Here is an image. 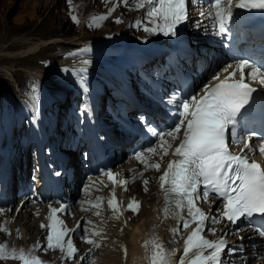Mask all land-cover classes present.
Wrapping results in <instances>:
<instances>
[{
    "label": "snow or ice",
    "instance_id": "1",
    "mask_svg": "<svg viewBox=\"0 0 264 264\" xmlns=\"http://www.w3.org/2000/svg\"><path fill=\"white\" fill-rule=\"evenodd\" d=\"M67 2L69 5L72 4V0ZM130 2L132 0H118V4L125 6ZM209 3V11L200 15H206L212 21L211 27L220 35L230 31L228 25L233 20L234 9L264 11V0H209ZM115 7L109 9L104 15L92 17L89 26L98 27L97 21L107 19L115 11ZM135 7L136 9L146 8L145 14L152 27L145 25L141 19L135 21V26L143 27L145 32H160L165 36H176L179 26L188 19V0H135ZM71 19L79 23L75 15ZM116 22L122 23L119 18ZM89 51H91L90 46H85L78 50V53ZM78 53H70V55ZM82 63L87 65L90 61L85 60ZM229 68L232 69L231 72ZM245 70H248V77L264 86V66L257 67L248 59L236 60L234 66L228 65L224 68L223 71L228 75L223 79H220L219 75L213 77L218 82L212 86L206 85L203 95L198 97L190 95L176 99V120L173 125L165 131L148 127L149 133L156 137L158 142L137 152L135 158L147 168H153L156 171H160L161 164L150 163L144 153L160 155V159L163 160L172 148V144L165 139V136L174 141L183 129L182 138L172 152L174 158L167 162V167L158 180L163 190L161 211L164 219L173 218L177 221V228L170 230L179 232L181 225L184 229H191L184 240L183 255L178 260L174 258L170 250L164 248L162 243L150 241L152 245L151 254L148 257L150 264H223L221 257L225 249L229 253H234L238 249L229 247L223 236L215 241L207 239L204 235L206 228L213 234L216 232L214 227H207L208 222L214 225L225 220L230 224H237L243 219L252 227L254 225L251 218L264 217V167L245 154L246 150L251 151L250 141L257 133L250 132L243 137L237 130L253 93L257 91L246 82ZM78 71L79 83L86 89L87 68L82 67ZM237 74L238 79L235 78ZM241 140L244 141V147L239 149V152L231 150V143H239ZM259 151L264 153V148ZM106 175L113 185H124L127 190L128 180H117L115 178L117 174L111 171H108ZM143 183L147 185L148 181L145 180ZM111 195L112 198L107 201V204L115 212L118 210L115 192L113 191ZM213 195L223 205L222 211L217 209L220 211V219L206 213L197 204V201L201 200L211 203L210 197ZM98 199L102 200V198ZM95 206L99 207V204ZM49 207L48 223L40 225L41 228L46 229V245L37 242L26 252L23 248L18 251L15 248L7 251V245L0 244V260L11 258L20 261L21 264H47L41 257L34 254L33 249L45 252L59 250L63 254L62 259L66 260L76 257L78 248L70 237L65 238L68 233L80 229L81 223L77 221L75 228H69L58 215L65 211L66 205L61 204L59 208ZM128 208L134 212L138 211L139 202L133 198L128 203ZM184 210L187 211V217L183 215ZM2 211L3 209H0V212ZM193 224L195 227H191ZM256 227L260 234L264 235V226ZM0 231L8 230L0 226ZM236 231L239 234L240 229L237 228ZM84 232L85 235L81 236V239L85 243L100 247L96 240L88 238V235H99V232L93 231L89 234L87 228H84ZM206 249L211 251L205 254ZM88 252L90 254L91 249ZM86 258L81 257V259Z\"/></svg>",
    "mask_w": 264,
    "mask_h": 264
},
{
    "label": "bare ground",
    "instance_id": "2",
    "mask_svg": "<svg viewBox=\"0 0 264 264\" xmlns=\"http://www.w3.org/2000/svg\"><path fill=\"white\" fill-rule=\"evenodd\" d=\"M85 1H86V3L84 2L85 4L82 7V12L80 11V9H79V11H80L82 16L86 17L85 20H86V22H88L90 19V16H91V13L89 14V11L93 10V8L101 10L100 8L102 7V4L99 3L100 0H85ZM132 4H135V0L133 3L128 4L127 6H125L124 4H118L117 0H112V2H110L108 4V9H106L104 11V13H106V12H108L109 9L116 6L115 11H113L111 13V15H109L108 18L105 19L104 23H106V24H104L101 28V30H102L101 32L106 31V34L104 36L103 35L100 36L95 41H89V42H87V44L84 43V41L87 39V31L86 30H82V32L78 33V36H72V37L67 36L72 32L74 33V29H73V27H69L68 25H66V23L68 22L70 25H74V24L71 23L69 21V19H67V21H65V19L63 20L61 18L59 20V22L57 21L58 22L57 25H53L52 27L50 26L51 28H49V29L46 28V26L44 24L37 26L36 29H34V31L39 30V32L42 33L41 34L42 36L40 38H37L36 40H35V37L26 38L25 36L21 37L22 36L21 35L20 37H17L8 43L2 44V46H1L2 48L0 50V61H8L9 59H16V58L17 59L15 61H17V60L24 58V57L29 58L30 57V56H28L29 54H36L37 52H40L43 50L52 51V50L57 49V48H60V49L56 50L53 55L55 57L59 58L63 53H66V54L67 53L69 54L70 52L78 53V50L84 48L85 46H90L91 51H89V52H85L82 54L78 53V54H76L77 56H73L71 58L64 57L66 59H61L59 61V62H61L60 65H62L63 63L66 64V66H67L66 68H68L70 66H84V64L82 62L85 61L86 58L82 59L80 56L91 55V57L93 59V53H90V52H94L95 49L99 48V47H96L93 49V45L95 43H100L99 45L102 46L101 53L105 52L103 47H110V46L115 45V44L117 45V42H115V41H117V39L122 36L121 34L123 32H127L126 30H123V28H122L125 25H120L117 29H115V31H113L112 30V29H114V28H112L113 23H111V25H110L109 22L107 23V21L109 18L112 17V14H114V16H115V17L111 18V19H113V22L117 18H119V19H121V17L127 18L128 16H122V14L125 13V9L127 10V12H129V11L131 12L130 15L136 14L135 11H131V8L133 7ZM40 5H41V3H40ZM72 6H74V5H72ZM71 10H72V8H71ZM208 11H209V8L198 9L194 5L191 18L195 19L194 23L196 25H193L192 28H193L194 36H196V38L201 33L196 30L195 26H199L202 28H207V27L209 28L210 19L206 15L205 16L200 15V13H207ZM97 12H98V10H97ZM134 19L135 18H128L127 24L129 25ZM146 22H148V24H151L149 22L148 18H146ZM48 23H49V21H48ZM11 30L12 29L9 26H7L6 24L4 25V31L8 37L11 35ZM75 30H77V29H75ZM129 31L131 34L137 33V34L143 35L145 37L155 35L154 33L145 32L144 30L137 31L136 29H129ZM73 35H75V34H73ZM30 36H32V35H30ZM68 37H70V38H68ZM20 48H24V49L22 50L21 53H17ZM110 54H113V53H107V56L109 57ZM207 62L209 65H212L211 60H208ZM228 65H232V64L225 63L221 67L217 68L215 76L219 75V77H220L224 74H227L223 70ZM231 70L232 69L229 68V72ZM245 71H246V73L248 72V70H245ZM0 74L9 80L11 77H13L8 69H4L1 66H0ZM40 74L45 75L44 72H41ZM236 77H239V75L237 74ZM214 80L215 79H212L210 82H208L207 85H209ZM251 81L255 84H259L257 81H253L252 79H251ZM203 85L204 84H202L201 87ZM195 86H196V83H194L193 88ZM202 91L203 90H201L200 93ZM167 138H166L167 140H171L170 137H167ZM171 144H172V148L169 149V154L167 156H165L163 158V160L160 159V155H158L157 157L154 158L155 162L162 161L164 163V165L161 166L159 172L156 171L155 169L153 170L154 172L159 173L158 177L163 173L164 169L167 167L168 160H172L174 158L172 155V152L174 151L173 150V142H171ZM243 146H244V142H242L240 144H235L237 151L239 149H241ZM261 148H264V140L257 141L253 146H251V151L246 150L245 154H248L251 156L252 159L259 161V163L264 167V153H261L259 151V149H261ZM79 160L80 159H78V157H77V152H75V151L72 152L71 161L73 162V164L79 166L80 164H77V162ZM125 164H126L125 165L126 167L120 165L121 167L118 166L119 168L115 169L114 172H112L114 174H117L115 177L117 180H123L121 178V176L118 175V171L125 168L124 170H125V174H126L127 172L130 171V168L133 167L137 163L132 158H130V159L126 160ZM141 169L142 168L140 167V170ZM121 172H123V171H121ZM137 174H138V171L134 175H137ZM152 176H153V172H147L146 175L142 179L143 181H141V182H144L145 180L148 181L147 185L143 184L141 188H138L140 185L137 186L136 185L137 183L134 184V186L132 184H130V185L126 186L127 190H125L124 185H121V184L113 185V183L108 179L107 175H105L103 177L94 178L96 180L95 182H97V180L99 181L101 178L106 179L107 182L112 184V186L114 187V192H116L115 196H118V197H116L117 204H118V210L115 212L112 209L107 210L108 204L106 203L105 204L106 207H104L105 210H103V214H102L104 217L103 218L104 221L100 222L97 219V218H99L98 215L93 214L91 216V223H93V221L96 220L97 222L99 221L97 226H100L101 223L104 226L107 225L108 234H106L105 236H108V237L116 236L119 238V240H120L119 242L114 241V243H113V241H105V243L107 242L111 247H115L116 249H118L120 260L122 261V264H150L148 257L151 254L152 245H151L150 241H152V240H155L158 243H162L164 248L167 250H170L173 253L174 258L177 259L178 257H180L179 254L183 252L184 240L187 238V236L191 230L190 228L189 229L183 228V231L179 230V232H173L170 229H176L177 223L175 221H172V218L160 220L163 216V212L161 211V208H160L163 190L160 188L158 177H155V175L153 177ZM94 179L92 181H94ZM92 181H91V183H92ZM88 184H90V183H88ZM93 188H96V186ZM101 188H102V186H101ZM135 188H136V191H138V193L133 194V197H131L130 195H132L131 194L132 189H135ZM69 189H70V192L72 193V197H73V195L75 194V193L73 194V190H74L73 184L71 185V187ZM102 189L99 190L98 192H93L94 195L89 194L90 196L87 198V200H89L91 198L92 202H96L93 198H94V196H98L100 194H102V197H104V194H106V193L104 191H102ZM145 189H147V190H145ZM143 190L146 191V193H143ZM111 192H112V190H111ZM111 192L109 194H106V195H108L109 197L112 198L111 194L113 192L112 193ZM133 198L137 199L136 201L139 202V208H138V211H136V212L131 211V209L128 208V203ZM148 199H149V201H148ZM124 201H126L127 204L126 203L124 204L123 203ZM122 203L124 205H122ZM87 204H88V202H87ZM49 206L56 207V208L60 207L59 205H56L54 203H49L46 205L31 204L30 200L28 198H25L19 202L18 206H16L15 209H12L11 207L0 208V209H3V211L0 212V226H2L3 228H6L9 231L11 230L10 234L8 231H0V240L2 241L0 244H3V242H6L8 251H11L13 248L17 249V251L19 249L23 248L26 252L28 250L32 249L33 245L37 244L36 243L37 240H39V243L41 242L43 244H46V239L45 240L42 239V234L44 233V230H46V229L43 228L44 229L43 230L40 227V225H41V223H44V224L48 223L47 217H48L49 211H50ZM93 207H95V206L91 205V210H93ZM203 207L205 208V212H208L210 207H213L212 213H217V207L213 205L212 201H211V203L205 202L203 204ZM13 210H14V213L12 212ZM74 213L75 214H73L72 212H67V213L61 212V213H58V215L60 216V218H62L64 216L69 221L71 226H75L77 224V221L80 220L83 216H85V213H84V211H79V210H74ZM18 217H19V219L16 220ZM110 219H112L115 222L117 221V223L112 222V220L109 221ZM116 219H118V220H116ZM116 225H117V227H116ZM95 227H96V225L93 224L92 228H95ZM191 227H195V224H193ZM208 227L210 228V225H208ZM214 227L219 228V225L216 224ZM237 228L240 229L239 234H237V231H236ZM237 228L235 230L230 229V230H228V231L226 230L224 232V235L226 234L230 238L234 239V241H233L234 244H233L232 248L238 249V251H236L234 253H229L227 255L228 260L225 264H239L242 261V259L247 261L245 258H252V257L258 256L261 253L262 248H264V245L260 239L261 238L260 235L256 234V232L253 229H250L249 227H245V226H239ZM19 234H21V238L18 237ZM76 234H77V231H76ZM204 235L206 237L209 236V234H204ZM68 237H70V236L68 235L67 238ZM241 237H243V239H241ZM77 238L80 240L79 237H77ZM88 238H91L94 240L97 239V238L89 237V236H88ZM146 242H149V243L146 244ZM112 244H114V245H112ZM86 246L87 247L82 252L81 256L78 258L76 263H78V264H80L81 262H82V264H88L89 263L88 259H81V257H85V255L89 254L88 253L89 249H91V252H92L94 250V245L87 244ZM242 246H243V248L245 247V249H243V250L240 249V248H242ZM77 248L80 251L84 247L83 246H77ZM121 249L122 250L127 249L128 253L126 255L123 254L122 253L123 251L121 252ZM36 250L37 249H33V252ZM110 250H112V249H110ZM48 251H46V252H48ZM50 252L51 253H48V254L42 253V254H38V255L36 254V255L41 257V259H43L44 261H49V264H59V261L57 263L55 262L58 259L59 254L61 255L59 250L55 251V252H53V250H50ZM207 253L208 252H205V254H207ZM93 254H95V253L93 252ZM95 255L93 257H91V259L92 258L94 259V257H96V259H98V260H96L97 264H113V262H110L109 259L107 258L108 253H107V256H106V254H102L100 252H98V254H95ZM116 255L117 254H115V256ZM111 257H113V255ZM113 258H115V257H113ZM113 258H111V259H113ZM115 260H116V258H115ZM263 260L264 259L261 258V255H260L251 264H253V263L254 264H264ZM0 264H17V263L12 261V260H9L6 263L0 262Z\"/></svg>",
    "mask_w": 264,
    "mask_h": 264
},
{
    "label": "rangeland",
    "instance_id": "3",
    "mask_svg": "<svg viewBox=\"0 0 264 264\" xmlns=\"http://www.w3.org/2000/svg\"><path fill=\"white\" fill-rule=\"evenodd\" d=\"M84 2L86 3L85 0H72V4L70 5L71 6L70 7L68 2H67V0H56V1L55 0H0V50L2 48L1 47L2 44L8 43V42L12 41L13 39H15L17 37H20L21 35H22L21 37L25 36L26 38L35 37V40L37 38H40L42 36L41 35L42 33H40L39 30L34 31V29H36L37 26H39L41 24H44L46 26V28L49 29L53 25H57L61 18L63 20L65 19V21H67V19H69V21L74 24V25H70L68 22L66 23V25H68L69 27H73V29H74V33L72 32V33H70L67 36H71V37L72 36H78V33L82 32V30H86L87 31V39L84 41L85 44H87V42H89V41H95L96 39H98L102 35L104 36L106 34V31L105 32H101L102 31L101 28H102V26L104 24H106V23H104L105 20L97 21V23L99 24L98 27H95V26L90 27L89 23L91 22V18L92 17H98L100 15H104V14L107 13V12L104 13V11L106 9H108V4L110 2H112V0H100L99 3L102 4V7L100 8L101 10L96 9V8H93V10H90L89 14L91 13V16H90V19H89L88 22H86V20H85L86 17L82 16L81 13H80V11L82 12V7L85 4ZM40 3H41V5H40ZM72 5H74V6H72ZM71 8H72V10H71ZM79 9H80V11H79ZM97 10H98V12H97ZM131 10L133 11V8H131ZM130 13L131 12H127V10L125 9V13L122 14V16H130ZM73 15H75L77 17V19L79 20V23H76V22H74L71 19V17ZM112 17H115L114 14H112ZM111 18L108 19L107 23L109 22L110 25H111V23H113V25H112V28H114V29H112L113 31H115V29H117L120 25H125L124 27H122L123 30H126L128 34H131L127 24H125V22H124L126 18L121 17L120 20L122 21V23H117L116 22L117 19L113 22V19H111ZM48 21H49V23H48ZM5 24L12 29L11 30V35L9 37L5 34V31H4V25ZM75 29H77V30H75ZM73 34H75V35H73ZM30 35H32V36H30ZM68 38H70V37H68ZM99 44L100 43H95L93 45V47L94 46H98ZM23 49L24 48H20L17 53H21ZM58 49H60V48L54 49L52 51L43 50V51L37 52L36 54H29L28 55V56H30L29 58H25L24 57V58H21V59H19L17 61H15L17 58L16 59H9L8 61H0V66L2 68H4V69H8L10 71L11 75L13 76V77L10 78V80H11L10 81L9 79L5 78L3 75L0 74V92L4 93V94H7V95L11 93V95H13L12 92H17L16 88H17L18 84H19L20 88H22V89L24 87H26V86L32 85V86L38 87L43 92H45V91H54V90L65 91V90L69 89L68 86L65 85L64 83H60L57 80H55L54 78H52V76L54 74L53 72L56 71L60 75H63L62 72H65V71L74 73L76 71H73L71 68H73V67H75V68L76 67H81L82 68L84 66H70V67L66 68L67 66L64 63L62 65H60L61 62H59V61L61 59H66L64 57L71 58V57L77 56V55H70V53H73V52H70L69 54L68 53L67 54L63 53L59 58H57L53 54ZM113 55H115V54H110L109 57H111ZM81 58L83 59V57H81ZM85 58H86V56H85ZM95 58H97V57H95ZM219 67H221V64H219V65L217 64L215 66V68L213 69V71L214 70L217 71V68H219ZM216 71L213 72L212 75H214L216 73ZM41 72H44L45 75L40 74ZM204 73L205 72H203V74ZM203 76H204L203 78L205 80L209 79V73L205 74ZM209 80H212V79H209ZM199 83H201V81ZM59 84H62V85L60 86ZM201 85H202V83L196 85L193 88V90H195V88L197 90ZM46 88H47V90H46ZM21 91L22 90H20V92ZM33 94L37 95V92H34ZM120 151H121V149H119L117 152L119 153ZM77 157H78V159H80L78 153H77ZM124 159L125 160L123 162L118 164L119 167H121L120 165L126 167L125 166L126 165L125 162L129 158L127 159V158L124 157ZM77 164H81V160H79L77 162ZM118 166L116 167V169L119 168ZM30 168H31V165L28 166V169H30ZM124 169H121L118 172L125 174V170ZM121 171H123V172H121ZM158 172H153V176L155 175V177H158V175H159ZM127 174H128V172L126 173V176H127ZM80 175H81V173H80ZM80 175L77 174L76 179L74 181V184H76L77 182L79 183L78 180H79ZM93 179L94 178H91L89 183L93 184V182H94L95 185H93V186L94 187L96 186V188L89 189V192L87 193L88 195L85 194L83 196L82 200H85V199L86 200H85V204H83L84 206L82 205V210L81 211H84L83 210L84 207L86 208L87 205H88L87 204V202H88L87 198L90 196L89 194H93V192H98L102 188H103L102 191H104L106 194H109L111 192V190H112V192L114 191V187L112 186V184L108 183L106 179L101 178L99 181L97 180V182H95L96 181L95 179H94V181H92ZM137 179L140 180V182L137 180V182L136 181L133 182L132 185L134 186V184L137 183L136 184L137 186L140 185L138 188H141L142 185L144 184L143 182H141V181H143L142 180L143 177L142 178H137ZM91 181H92V183H91ZM81 183L83 184V181ZM101 186H102V188H101ZM73 188H74L73 194L74 193L75 194L73 195L72 198L74 199L75 195L77 193V190H76V187H73ZM84 189L86 190L85 187H84ZM87 191H88V189H87ZM137 193H138V191H136V188L132 189V193H131L132 195H130V196L133 197V194H137ZM143 193H146V191L143 190ZM116 197H118V196H116ZM135 200H137V199H135ZM148 201H149V199H148ZM123 203L127 204L126 201H124ZM123 203H122V205H124ZM18 204H19V202H17L16 205H14L12 207V209H15L16 206H18ZM12 212L14 213V210ZM85 213L88 214V212H86V211H85ZM97 213H99V215H98L99 218H97V219L100 222H103L104 221V219H103L104 217L102 215L103 211H101V212L96 211L94 214L97 215ZM91 216H88V217L90 218ZM89 218H87L88 222L91 220V218L90 219ZM18 219H19V217L16 220H18ZM111 220L112 219H110L109 221H111ZM116 220H118V219H116ZM88 222L86 224H88ZM94 222H96V220ZM112 222H115V221L112 220ZM115 223H117V221ZM92 226H93V224H92ZM116 227H117V225H116ZM84 228H85V225H84ZM182 231H183V228H182ZM8 232L11 233V230L10 231L8 230ZM98 232H99V235H95V238H97L95 240L99 243L100 247H95L94 246L93 252L95 254H98V252H100L102 254H106V256H107V253H108V257L107 258L109 259L110 262H113V264H122V261L120 260L118 249H116L115 247H111L107 242L105 243V241H113V243H114V241L115 242H117V241L119 242L120 241L119 238L116 237V236H114V237L105 236L106 234H108V228H107V225L104 226L102 223L98 227ZM204 234H208V233L206 232ZM45 235H46V230H44V233L42 234V239L43 240H45ZM92 236H94V235H92ZM18 237L21 238V234H19ZM1 242L2 241L0 240V243ZM37 242H39V240H37ZM3 244H6V242H3ZM40 244L41 245H46V244H43L41 242H40ZM85 244L87 245V243H85V242L82 243V245H80V246H83L84 248H82L79 251V253L77 254L76 258L74 260H71V262L69 260L62 259V255H63L62 253H61V255L59 254L58 259L55 262L57 263L59 261V264H78V263H76V261L78 260V258L81 256L82 252L87 247ZM112 245H114V244H112ZM110 249H112V250H110ZM240 249L243 250V249H245V247L243 248V246H242V248H240ZM6 250L8 251V248ZM55 251H58V250H55ZM55 251H53V252H55ZM261 251H263V248H262ZM121 252L123 254H125V255L128 253L127 249H124V250L121 249ZM42 253L48 254V253H51V252H50V250L48 252H45V251H40L38 249L36 251H34L35 255L36 254L37 255L38 254H42ZM95 254L90 253V254L85 255V257L87 256L86 259H88V261H89L88 264H97L96 260H98V259H96V257H94V259L93 258L91 259V257H93ZM115 254H117V255L115 256ZM182 254H183V252L180 254V256ZM112 255H113V257L116 258V260H115V258L111 257ZM260 255H261V258L264 259V253L261 252L258 256L252 257V258H245L247 261L242 259L241 262H243V264H251ZM111 258H113V259H111ZM9 260H12V261L16 262L17 264H21L20 261L13 260L11 258H9L7 260H0V262L1 263H6ZM46 262L49 264V261H46ZM241 262L239 264H241ZM80 264H82V262Z\"/></svg>",
    "mask_w": 264,
    "mask_h": 264
}]
</instances>
